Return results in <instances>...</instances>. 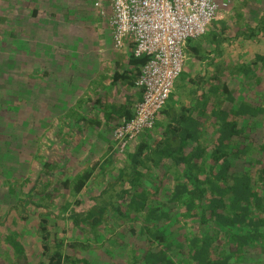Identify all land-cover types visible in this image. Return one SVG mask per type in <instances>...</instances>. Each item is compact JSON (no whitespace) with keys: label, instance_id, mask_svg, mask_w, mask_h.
Returning <instances> with one entry per match:
<instances>
[{"label":"trees","instance_id":"1","mask_svg":"<svg viewBox=\"0 0 264 264\" xmlns=\"http://www.w3.org/2000/svg\"><path fill=\"white\" fill-rule=\"evenodd\" d=\"M11 1L0 0V8ZM234 4L229 23H213L203 37L188 41L186 65L154 129L130 147L126 163L106 189L83 212L70 209L71 203L60 207V215L69 213L62 217L70 222L68 244L66 227L62 235L52 231L49 207L35 208H44L37 216L28 215L26 206L18 212L24 223L37 219L39 264H106L101 256L95 259L96 245L112 264H264V0L251 8L252 18L246 21V6L240 0ZM0 14V24L6 26ZM6 29L0 30V46L5 38L16 37L11 25ZM255 46L263 49L248 58ZM148 61L132 54L133 71L116 72L112 82L135 86ZM78 68L60 84L61 107L66 106L60 102L63 88L76 91ZM184 96L186 103L181 102ZM84 105L81 98L76 107L64 109L60 123L75 122L77 116L82 123L86 118L78 109ZM133 116L134 109L123 118ZM42 167L53 169L48 161ZM95 170L88 167L63 182L77 205L83 204L80 197ZM37 187L33 184L27 194L16 188V204L34 205ZM129 221L131 228L114 231L113 226ZM23 230L19 226L3 238L5 256L15 259L9 264H32ZM118 255L125 261H118Z\"/></svg>","mask_w":264,"mask_h":264},{"label":"rangeland","instance_id":"2","mask_svg":"<svg viewBox=\"0 0 264 264\" xmlns=\"http://www.w3.org/2000/svg\"><path fill=\"white\" fill-rule=\"evenodd\" d=\"M19 1L20 4L12 0L0 8V13L7 20L6 26L0 24V30L8 31L6 27L11 25L16 35L14 40L13 37L5 38L0 46V76H5L3 80L0 79V96L6 95L0 100V104L5 106L0 109L3 112L0 121V264H9L15 260L13 256H5L3 238L10 231H17L19 226L24 229L22 239L25 240L31 263L39 264L42 257L40 241L35 233L37 219L33 216L30 223H24L18 217V212L26 206L28 215L37 216L44 208H35L40 205L49 207L52 231L58 230L61 233L62 228L66 227L68 244L72 236L70 222L62 217L67 218L69 213L60 215V207L71 203L70 209L85 211L91 206L92 197L100 196L127 159V152L119 154L114 150V145L111 146L108 133L101 136L77 134L74 129L65 133V123L62 125V119L59 118L66 109L58 102L60 84H64L66 76L74 72L78 65L104 64L108 61V55L121 54L116 52L113 42L111 44L109 18L112 10L103 1ZM225 1L229 2L228 10L214 23H227L233 19L232 6L236 0ZM240 1L247 8L242 20L246 21V17L252 18L251 8L259 6L263 0ZM98 2L102 8L96 7ZM35 9L39 10L37 17L33 15ZM10 40L13 44L8 43ZM243 46L246 47L245 44ZM259 49L263 48H250L248 58L252 59ZM71 89L74 91V88ZM111 134L113 137L114 134ZM47 161L54 170H43L42 163ZM88 167H96L93 181L84 196L80 197L83 204L77 205V199L72 198L62 184L67 178L82 173ZM32 183L38 185L33 193L34 205H29L26 198L27 204H16L17 190L27 194ZM130 223L113 226L114 231L122 232L123 228H131ZM129 238L127 235L124 241ZM94 248L98 253L94 254L95 259L101 256V263L105 261L106 264H112L108 256L100 252L99 246ZM116 259L125 261L119 255Z\"/></svg>","mask_w":264,"mask_h":264},{"label":"built area","instance_id":"3","mask_svg":"<svg viewBox=\"0 0 264 264\" xmlns=\"http://www.w3.org/2000/svg\"><path fill=\"white\" fill-rule=\"evenodd\" d=\"M112 14L109 27L116 51L128 42L136 58L149 57L135 86L141 99L134 116L123 118L114 131V150L125 154L132 144L155 127L186 65L189 40L203 37L227 12L229 2L217 0H101ZM96 7L102 8L101 3ZM104 12H102L103 14Z\"/></svg>","mask_w":264,"mask_h":264},{"label":"crops","instance_id":"4","mask_svg":"<svg viewBox=\"0 0 264 264\" xmlns=\"http://www.w3.org/2000/svg\"><path fill=\"white\" fill-rule=\"evenodd\" d=\"M217 1L221 4L225 2V0ZM103 2L106 7L109 6L107 2ZM108 50L111 51L110 48ZM117 53L121 55H108V61L104 64L94 63L86 65V63L85 65H78L79 68L75 76L76 91L74 92L68 87L63 88L60 102H65L67 107L62 103V108L66 107V111H69L76 107L79 99L83 98L85 105L82 109H78V112L82 117L86 118L82 123H79L78 119L80 116H77L76 120L78 121L62 124L67 130L65 133L70 131V129H74L77 134L89 133L101 136L108 133L109 142L112 143L111 146L114 145V138L111 133L114 134L115 129L121 123L124 112H132L134 106L141 98L139 90L135 86L130 85L128 81L112 82L116 72L127 74V72L133 71V67L129 66V57L133 54L132 43L128 42L124 50ZM73 92L74 97L71 94ZM90 100L91 102L88 104ZM186 101V96L181 98V102L186 103ZM106 113L107 115H105ZM141 138L142 136L137 141L139 142Z\"/></svg>","mask_w":264,"mask_h":264}]
</instances>
